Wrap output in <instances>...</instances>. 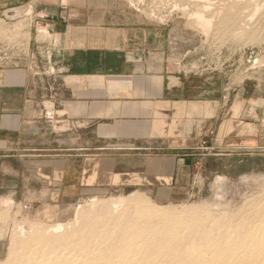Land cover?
I'll return each instance as SVG.
<instances>
[{
  "label": "crops",
  "instance_id": "crops-1",
  "mask_svg": "<svg viewBox=\"0 0 264 264\" xmlns=\"http://www.w3.org/2000/svg\"><path fill=\"white\" fill-rule=\"evenodd\" d=\"M37 1L47 5L35 29L15 34L30 0H0V176L21 179H6V192L45 191L57 205L113 189L178 201L234 147L253 145L264 97L186 71L188 46L168 27L117 0Z\"/></svg>",
  "mask_w": 264,
  "mask_h": 264
},
{
  "label": "rangeland",
  "instance_id": "rangeland-1",
  "mask_svg": "<svg viewBox=\"0 0 264 264\" xmlns=\"http://www.w3.org/2000/svg\"><path fill=\"white\" fill-rule=\"evenodd\" d=\"M117 1L139 17L168 27L171 39L187 44L181 62L186 71L220 75L225 90L240 89L259 102L264 97V0ZM28 5L36 12L14 22L15 34L22 25L35 29L34 15H42L47 2L30 0L22 7ZM206 16L211 19L207 29L201 22ZM35 33L37 40L52 43L45 33ZM238 125L242 132L250 127ZM252 127L253 145L234 147L231 155L212 165L213 174L194 178V190L178 201L159 200L143 189H113L57 205L43 202L45 191L6 192V179H18L8 185L12 187L21 186V179L0 176V264H250L261 255L256 253L264 235V124ZM119 196L126 201L122 210L152 208L160 216L183 221V226L161 220L164 239L161 232L146 231L129 242L127 221L118 217L122 210L115 211L110 203ZM66 210H76L78 222L57 233L62 239L55 241L45 228ZM86 224L97 227L88 229ZM122 245L132 252L131 263L121 254Z\"/></svg>",
  "mask_w": 264,
  "mask_h": 264
},
{
  "label": "bare ground",
  "instance_id": "bare-ground-1",
  "mask_svg": "<svg viewBox=\"0 0 264 264\" xmlns=\"http://www.w3.org/2000/svg\"><path fill=\"white\" fill-rule=\"evenodd\" d=\"M208 1V0H207ZM206 2V1H205ZM204 1H203V3H205ZM207 3V2H206ZM208 3H210L209 1H208ZM198 4V3H197ZM212 4V3H211ZM200 5V4H199ZM205 5H207V4H205ZM209 5V4H208ZM211 6V5H210ZM258 6V5H257ZM256 6V7H257ZM207 8H208V6H206ZM255 8V7H254ZM210 9V8H209ZM198 10V9H197ZM215 10V9H214ZM26 11H28L29 13H30V11H32V9L30 8V6H27V9H26ZM200 11V10H199ZM210 11H211V9H210ZM213 12V11H212ZM31 14V13H30ZM203 16V15H202ZM208 16V15H207ZM207 16L205 17V18H202L203 20L201 21V22H203V27L204 28H208L209 26H210V24H211V19H209V18H207ZM200 18H201V16H200ZM37 23V22H36ZM44 24V23H43ZM42 24V22H38V24H37V28H38V30H40V31H43V30H45L46 31V29H44V25ZM226 34V33H225ZM2 51H1V56H2ZM48 105V104H47ZM47 108H48V115H49V117H51V118H53V115H54V112H52L51 110H50V108L47 106ZM47 116V115H46ZM58 120V119H57ZM95 196V195H94ZM90 200H92V202L94 203V201H96L95 200V198H93V199H90ZM138 200V199H137ZM101 201V200H100ZM125 198L124 197H120L119 196V198H116V199H112L111 200V205H112V207H113V209L115 210V211H121L122 210V208H123V206H124V204H125ZM136 202H138V201H136ZM141 202V201H140ZM140 202H138L140 205H141V203ZM91 204V203H90ZM134 205H137V204H134ZM92 206V205H91ZM132 206V205H131ZM130 206V207H131ZM81 207V206H80ZM137 207V206H136ZM138 207H139V205H138ZM131 209V208H130ZM150 209H152V208H150ZM150 209L147 211L146 209H144V208H137V209H135L134 211H132L131 212V210H130V212H129V209L128 208H126V209H123L122 211H121V213H120V215L118 216V217H120V218H122V219H124V220H126L127 222H126V228H129V230H130V237H129V242H133V241H135L136 242V240H137V237L139 236V235H141V234H144V233H146V231L148 232V233H152V234H155V233H157V232H161V235H163L161 238L162 239H164L165 238V233H164V231L163 230H161L160 229V225H158V221H168L169 223H175V225H177L176 224V221H178V219L175 221V219H173L174 221H172V218H167V217H163V216H160L158 213H156V211L154 212V210H153V212L152 211H150ZM77 210V209H76ZM76 210H74V211H70V210H66V211H64V213L62 214V217L60 218V219H58V220H55L54 221V223L53 224H51V225H49L48 227H46L45 228V230L46 231H48V232H51V233H53L52 235H54L53 236V240H55V241H58V239L60 238V239H62V237H59V236H57L58 234L57 233H59V232H61L65 227H69V226H71V224L72 223H77L78 222V220L76 219ZM114 211V212H115ZM117 211V212H118ZM110 216V215H109ZM142 218H144V220L143 221H141V219ZM121 220V219H120ZM123 220V221H124ZM98 221V220H97ZM180 221V220H179ZM177 222V223H180V222H182V226H183V221H180V222ZM109 222V221H108ZM185 222V221H184ZM208 222V221H207ZM115 223V222H114ZM97 224V223H96ZM109 225V224H108ZM107 225V226H108ZM165 225V224H164ZM185 225V224H184ZM122 226V225H121ZM214 226V225H213ZM84 227H86V228H88V229H96V227H97V225H95V224H86ZM163 227V226H162ZM165 227V226H164ZM70 228V227H69ZM176 228V227H175ZM107 229V228H106ZM197 228H195V230L194 229H192V231L193 232H196L197 230H196ZM76 230V229H75ZM169 230V229H168ZM22 231H24L23 229H22ZM105 231V230H104ZM221 232V231H220ZM23 233V232H22ZM78 233V232H77ZM249 233V235H250V232H248ZM57 234V235H56ZM198 234V233H197ZM61 235H64V234H61ZM60 235V236H61ZM67 235V234H66ZM78 235H79V233H78ZM202 235V234H201ZM204 235V234H203ZM208 235V234H207ZM207 235H205V237L204 238H208V237H206ZM251 236V235H250ZM169 237V236H168ZM154 238V237H153ZM171 238V237H170ZM203 238V237H202ZM248 239H250L251 237H247ZM193 239V238H192ZM200 239V238H199ZM259 239H260V241H261V247L260 248H258V251H259V253H256V254H261L258 258L256 257V258H254V260L250 263V264H259V262H261L263 259H264V235H261L260 237H259ZM172 240V239H171ZM52 241V240H51ZM156 241V240H155ZM192 241V240H191ZM190 241V242H191ZM220 241H222V240H220ZM194 242H195V240H194ZM258 242V241H257ZM259 243V242H258ZM201 245V244H200ZM106 246V245H105ZM120 248V252H121V254L124 256V258H126L127 259V262H129V263H131L132 262V259H133V255H132V252L126 247V246H124V245H122L121 247H119ZM149 249V248H148ZM219 250L221 251V253H224V252H222L223 250H222V248L221 247H219ZM148 251H150V249L148 250ZM193 256V255H192ZM112 259V258H111ZM131 264H133V263H131ZM199 264H201V263H199ZM237 264H243V263H240V262H237ZM261 264H264V263H261Z\"/></svg>",
  "mask_w": 264,
  "mask_h": 264
},
{
  "label": "built area",
  "instance_id": "built-area-1",
  "mask_svg": "<svg viewBox=\"0 0 264 264\" xmlns=\"http://www.w3.org/2000/svg\"><path fill=\"white\" fill-rule=\"evenodd\" d=\"M0 54H1V50H0ZM1 57H2V56L0 55V60H1Z\"/></svg>",
  "mask_w": 264,
  "mask_h": 264
}]
</instances>
